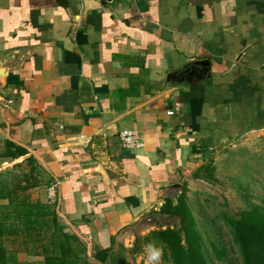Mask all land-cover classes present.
I'll use <instances>...</instances> for the list:
<instances>
[{"label":"crops","instance_id":"1","mask_svg":"<svg viewBox=\"0 0 264 264\" xmlns=\"http://www.w3.org/2000/svg\"><path fill=\"white\" fill-rule=\"evenodd\" d=\"M8 52L0 152L27 154L1 158L0 180L33 157V191L92 263L154 229L212 151L264 135V0H0Z\"/></svg>","mask_w":264,"mask_h":264},{"label":"trees","instance_id":"2","mask_svg":"<svg viewBox=\"0 0 264 264\" xmlns=\"http://www.w3.org/2000/svg\"><path fill=\"white\" fill-rule=\"evenodd\" d=\"M264 137V135H263ZM27 150L6 141L0 159H17ZM28 170H14L10 183L0 180V264H28L18 259L20 253L39 257L42 264H129L128 256L140 255L149 242L162 249L161 264H236L226 246L211 240L205 245L203 234L186 194L167 200L159 214L175 215L178 221L163 223L143 237H137L132 248L119 246L96 249L95 263L82 258L74 248L77 238L60 224L55 209L34 198L32 191L41 185V170L33 157L27 158ZM21 164L15 167L20 168ZM212 162L202 164L193 178H212ZM238 248L243 264H264V199L250 204L236 214L222 213Z\"/></svg>","mask_w":264,"mask_h":264},{"label":"rangeland","instance_id":"3","mask_svg":"<svg viewBox=\"0 0 264 264\" xmlns=\"http://www.w3.org/2000/svg\"><path fill=\"white\" fill-rule=\"evenodd\" d=\"M205 160L214 165L212 178L190 180L188 190L182 192L191 204L207 248L213 240L227 247L236 264H243L222 213L236 214L252 203L261 204L264 199V137L257 134L244 137L226 148L212 151ZM23 163L18 169L15 164L11 175L14 170L25 169ZM32 195L37 198L35 191ZM173 221H178L177 217L170 220ZM141 254L140 257L130 254L129 264H145V250ZM216 264L222 263L216 261Z\"/></svg>","mask_w":264,"mask_h":264},{"label":"built area","instance_id":"4","mask_svg":"<svg viewBox=\"0 0 264 264\" xmlns=\"http://www.w3.org/2000/svg\"><path fill=\"white\" fill-rule=\"evenodd\" d=\"M118 136L122 145L125 148L133 150L142 146L141 135L137 130H133V129L123 130L119 133ZM48 196L51 203H53L56 199L55 191L50 190Z\"/></svg>","mask_w":264,"mask_h":264},{"label":"water","instance_id":"5","mask_svg":"<svg viewBox=\"0 0 264 264\" xmlns=\"http://www.w3.org/2000/svg\"><path fill=\"white\" fill-rule=\"evenodd\" d=\"M97 0H84L86 6H91L96 3ZM16 52H8L0 54V81H3L4 77L7 75V70L4 67V64L7 63L10 59L15 57ZM176 218L175 215L172 214H160L159 219L164 221H170Z\"/></svg>","mask_w":264,"mask_h":264},{"label":"clouds","instance_id":"6","mask_svg":"<svg viewBox=\"0 0 264 264\" xmlns=\"http://www.w3.org/2000/svg\"><path fill=\"white\" fill-rule=\"evenodd\" d=\"M146 261L145 264H159L162 256V249L149 242L145 245Z\"/></svg>","mask_w":264,"mask_h":264}]
</instances>
